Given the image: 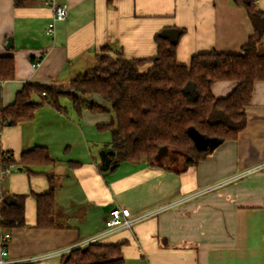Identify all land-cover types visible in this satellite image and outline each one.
I'll list each match as a JSON object with an SVG mask.
<instances>
[{"label":"crops","instance_id":"0c3cea01","mask_svg":"<svg viewBox=\"0 0 264 264\" xmlns=\"http://www.w3.org/2000/svg\"><path fill=\"white\" fill-rule=\"evenodd\" d=\"M53 3L67 5L68 16L57 21L51 35L47 27ZM257 5L264 11V0ZM171 27L184 29L177 45L182 64L212 50L239 53L254 32L247 10L233 0H0V55L15 59V78L0 83V107L13 103L26 82L65 86L93 70L105 47L126 58H151L157 52L156 33ZM9 37L12 46H7ZM259 49L264 52V39ZM151 65L147 62L141 70ZM236 84L216 81L213 94L227 96ZM89 99L110 107L97 94ZM60 103L63 110L45 103L33 119L5 125L1 131L2 149L17 160L35 146L46 147L53 160L30 165L31 172L15 165L3 176V190L27 196L25 225L10 229V260L46 254L25 264H63L64 250L105 231L112 207L142 213L264 161V80L254 84L247 122L237 138L221 142L181 172L167 164L128 160L103 168L112 132L101 126L112 121V111L84 108L78 115L67 96H61ZM49 172L58 182L57 226L41 228L36 194L50 190ZM120 241L124 264H264V169L97 240Z\"/></svg>","mask_w":264,"mask_h":264},{"label":"trees","instance_id":"16d2710c","mask_svg":"<svg viewBox=\"0 0 264 264\" xmlns=\"http://www.w3.org/2000/svg\"><path fill=\"white\" fill-rule=\"evenodd\" d=\"M233 2L247 10L254 28L239 53L212 50L197 53L189 64H182L177 59V45L184 29L163 28L155 35L157 52L151 58H126L120 52H107L109 47H105L93 70L76 75L61 88L26 82L13 103L0 107V170L14 163L31 172L30 165L53 162L43 146L23 152L17 160L13 153L2 149L1 131L5 125L33 119L45 103L63 110V95L78 115L84 108L112 111V121L101 126L112 132V141L103 155L102 167L106 169L128 160L167 164L171 170L181 172L204 159L221 142L237 138L247 122L246 106L254 84L264 80V52L259 49L264 39V11L257 0ZM147 62L151 67L142 71ZM13 78L14 57L0 55V82ZM219 80L237 84L227 96L217 97L212 85ZM93 94L101 96L110 107L89 99ZM48 176L50 190L36 194L37 226L41 228L57 226L54 191L58 182L51 172ZM26 197L3 190L0 234L25 225ZM122 244L89 242L62 253L61 260L63 264H124Z\"/></svg>","mask_w":264,"mask_h":264},{"label":"built area","instance_id":"2783aa9c","mask_svg":"<svg viewBox=\"0 0 264 264\" xmlns=\"http://www.w3.org/2000/svg\"><path fill=\"white\" fill-rule=\"evenodd\" d=\"M53 15L51 20L48 23V27H47V32L51 35L55 34V27H56V23L57 21L60 20H65L68 16V8L67 5L65 4H57V3H53ZM35 64L37 62H34ZM1 83V82H0ZM16 166L14 163H11L10 165L4 167L3 169L0 170V196L2 195L3 192V188L1 186L2 183V179L3 176L6 174H10L15 170ZM264 169V161L257 163L255 165H252L251 167L244 169L242 171H239L238 173H236L235 175L228 177L227 179L220 181L219 183H215L212 185H208L206 187H203L201 189L192 191L190 193H187L185 195H182L178 198H176L175 200H173L172 202H168L165 203L163 205H160L158 207H155L153 209L147 210L145 212L142 213H138V214H133L132 211L130 210L129 207L127 206H114L112 207L106 218H105V225H106V229L105 231H103L102 233L95 235L93 237H90L89 239L83 241V243H81L80 245L83 244H87L89 242H96L97 240H99L100 238H102L103 236L116 231L118 229H123V228H129L132 229V227L150 217L153 215H156L172 206L177 205L178 203H181L189 198H192L198 194H202L205 193L207 191L213 190L214 188H216L217 186H220L226 182L238 179L240 177L246 176L248 174L254 173L256 171L262 170ZM11 238V231L10 230H5L2 231L0 234V247H1V251H0V264H15V263H27V262H32V261H37L40 260L42 258H46L48 255L44 254L41 256H34V257H29L26 259H21V260H10L8 258H6V256L8 255V249L7 246L9 244ZM70 249L64 250V252L68 251ZM63 252V253H64Z\"/></svg>","mask_w":264,"mask_h":264},{"label":"water","instance_id":"95a60500","mask_svg":"<svg viewBox=\"0 0 264 264\" xmlns=\"http://www.w3.org/2000/svg\"><path fill=\"white\" fill-rule=\"evenodd\" d=\"M12 45H13L12 37H9L7 46H12Z\"/></svg>","mask_w":264,"mask_h":264},{"label":"rangeland","instance_id":"374dc122","mask_svg":"<svg viewBox=\"0 0 264 264\" xmlns=\"http://www.w3.org/2000/svg\"><path fill=\"white\" fill-rule=\"evenodd\" d=\"M93 100V99H92ZM109 113H111V112H109ZM113 115V114H112ZM114 117V116H113ZM108 133V132H107Z\"/></svg>","mask_w":264,"mask_h":264}]
</instances>
